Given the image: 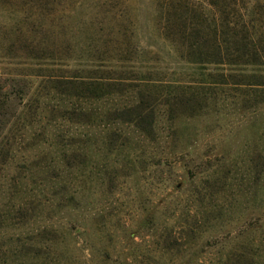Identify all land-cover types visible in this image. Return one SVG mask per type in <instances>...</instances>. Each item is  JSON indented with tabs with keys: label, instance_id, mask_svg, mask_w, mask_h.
<instances>
[{
	"label": "rangeland",
	"instance_id": "1",
	"mask_svg": "<svg viewBox=\"0 0 264 264\" xmlns=\"http://www.w3.org/2000/svg\"><path fill=\"white\" fill-rule=\"evenodd\" d=\"M224 19L239 34L213 43L264 47V0H0V264H218L242 223L264 235V204L230 212L223 185L256 160V118L187 46ZM94 79L107 95L64 84ZM141 82L202 84L200 107L146 97L135 127Z\"/></svg>",
	"mask_w": 264,
	"mask_h": 264
},
{
	"label": "trees",
	"instance_id": "2",
	"mask_svg": "<svg viewBox=\"0 0 264 264\" xmlns=\"http://www.w3.org/2000/svg\"><path fill=\"white\" fill-rule=\"evenodd\" d=\"M224 14V16H226V13ZM236 25L224 19L222 21L223 29L219 32L221 35L220 37H217L219 34L216 35L215 29H212V31L210 29L212 33L211 37H205V41H211L212 43L202 45L203 48L201 49L195 44H189L187 46L188 50L195 51V54H202L206 56V58L209 57L198 63L213 65L215 66V70L220 71L219 81L205 83L207 87H211V94L219 92L220 96L223 98L228 96V94L231 95V97L235 98L234 104L236 108L244 111L250 110L252 118H256L255 121L252 122V126H254L255 129L254 135L257 140V143L252 147V153L256 156V160L253 159L249 161V165L245 170V176L232 178L229 175L230 171H224L223 175L224 188L229 190L230 186L236 185L240 193L237 197L242 199L238 202L240 207H236L235 203L237 201L234 202L236 199H233L234 197L231 198L227 205L229 206L228 211L233 212L237 208V212L243 215L245 212L244 210L248 207L245 205L246 202L250 201L251 204L255 203L256 205L264 204V62L260 60V58L264 57V47H257L254 44L249 45L248 43H235L232 44L233 46L231 44L229 45V43L223 45H221V43H216L217 40L226 42L228 38L237 37L239 31L235 29ZM206 27L209 28L208 25H206ZM240 28L243 29H241V40H251L254 33H251L249 29L244 26ZM197 33L198 32H196V34ZM183 34L182 32V35ZM187 36L194 40L197 38L195 35ZM213 41L216 42L213 43ZM64 84L68 85L71 89H75L74 95L76 97L96 99L104 94L107 95V92L104 94L102 93L107 84H104L100 80H80L78 82L75 80H68L64 82ZM131 86L133 88L134 86L139 87L136 89V94L139 96L136 100L137 104L129 113V121L133 123L135 127H138L141 123L151 127L154 123L152 115L153 110L150 104L145 101L146 97H173L177 100L176 104L179 106H186L189 104L190 108H199L200 105L197 103V100L201 97L200 95L204 89L202 84L197 83L174 84V86L167 85L164 89L160 87V90L157 91H155V89H148L147 84L142 82L139 85ZM77 89L78 91H76ZM259 161L261 162L260 168L258 167ZM241 193L245 194L241 196ZM246 194L248 195V199ZM251 204L249 206V209H251L250 211L253 209ZM258 209L261 211L259 215L264 216L263 208ZM254 210L257 211V208H254ZM209 212H214V209H211ZM257 226L258 225L249 222L246 224L242 223L241 229L235 234V237H233V239L238 238L240 241L239 244L237 247L232 244L225 253L219 254L220 256L217 263L264 264V235L258 237V239L250 237L253 235L252 232H255V229L249 230L255 227L258 228Z\"/></svg>",
	"mask_w": 264,
	"mask_h": 264
}]
</instances>
